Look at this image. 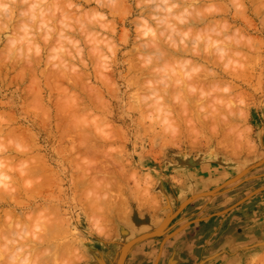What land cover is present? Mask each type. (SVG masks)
<instances>
[{"label":"clouds","instance_id":"9594fccd","mask_svg":"<svg viewBox=\"0 0 264 264\" xmlns=\"http://www.w3.org/2000/svg\"><path fill=\"white\" fill-rule=\"evenodd\" d=\"M253 109L264 0H0V264H88L146 159L253 155Z\"/></svg>","mask_w":264,"mask_h":264},{"label":"rangeland","instance_id":"374dc122","mask_svg":"<svg viewBox=\"0 0 264 264\" xmlns=\"http://www.w3.org/2000/svg\"><path fill=\"white\" fill-rule=\"evenodd\" d=\"M250 123L258 145L253 155L219 152L213 158L206 150L183 144L146 159L144 166L151 171L154 183L146 184L138 194H127L120 204L122 207L119 206L121 209L116 207L118 212L113 211L112 228L107 235L93 236L87 242L88 264H97L95 257L105 262L103 264H118L116 260L125 258L139 241L152 238L162 246L178 233L190 230V224L205 221L226 224L228 221L221 218L234 213L233 217H244L251 225L242 230L245 232H240L242 226H210L216 231L203 233L201 240L211 238L228 246L225 241H236L245 233L248 242L246 247H237V259L242 264H250L254 253H264V112L253 109ZM241 212L246 215L241 216ZM235 228L239 231L236 237L232 235ZM137 238L140 239L135 240ZM242 241L239 239L236 244ZM243 253L245 255L240 257Z\"/></svg>","mask_w":264,"mask_h":264},{"label":"crops","instance_id":"0c3cea01","mask_svg":"<svg viewBox=\"0 0 264 264\" xmlns=\"http://www.w3.org/2000/svg\"><path fill=\"white\" fill-rule=\"evenodd\" d=\"M234 214L221 218L228 221L226 224L217 222H214V224L206 221L190 224L192 226L190 230L178 233L173 238L168 239L162 246L152 238L139 241L129 249L122 264H242L243 262L237 259L235 251H237L238 246H245L243 242H248L247 237L245 238V233L243 238L241 237L242 234L239 236V239L243 240L242 244H236L239 239L236 241H225L228 246L211 238L201 240L203 233H214L216 231L212 227L209 228L210 226H242L243 229L240 232H245H242V230L251 225L246 218H236L233 217ZM243 214L245 213L241 212V216ZM238 232L237 228H235L232 235L236 237ZM238 242L240 243V241ZM244 255L243 253L240 257Z\"/></svg>","mask_w":264,"mask_h":264},{"label":"bare ground","instance_id":"6f19581e","mask_svg":"<svg viewBox=\"0 0 264 264\" xmlns=\"http://www.w3.org/2000/svg\"><path fill=\"white\" fill-rule=\"evenodd\" d=\"M193 158H194V157H193ZM187 161H188V160H187ZM180 163H181V162H180ZM242 163H243V162H242ZM251 167H252V166H251ZM190 172H191V171H190ZM190 172H189V173H190ZM185 176H186V175H185ZM189 179H190V178H189ZM189 179H188V180H189ZM190 182H191V181H190ZM231 182H232V181H231ZM225 184H226V183H225ZM189 188H190V187H189ZM143 189H144V188H143ZM216 189H217V188H216ZM210 192H211V191H210ZM137 194H138V193H137ZM174 194H175V193H174ZM166 195H167V194H166ZM180 195H181V194H180ZM144 196H145V195H144ZM178 196H179V195H178ZM150 198H151V197H150ZM150 198H149V199H150ZM195 198H196V197H195ZM189 199H190V198H189ZM172 201H173V200H172ZM174 201H175V200H174ZM121 202H123V201H121ZM121 202L119 203V205L117 204V206H116V207H118L119 209H121L120 207H122V206L120 205ZM125 202H126V201H125ZM125 202H124V203H125ZM145 202H146V201H145ZM185 202H186V201H185ZM191 202H192V201H191ZM124 203H122V205H123ZM154 203H155V201H153V204H154ZM168 203H169V202H168ZM177 203H178V202H177ZM205 203H206V202H205ZM179 205H180V204H179ZM119 206H120V207H119ZM124 206L126 207V206H127V203H125ZM116 207H115V208H116ZM118 208H117V209H118ZM114 210H115L116 213L118 212V210H116V209H114ZM122 210H124V209H122ZM193 210H194V209H193ZM119 211H120V210H119ZM187 211H188V210H187ZM191 211H192V210H191ZM194 211H195V210H194ZM119 213H121V212H119ZM170 213H171V212H170ZM186 213H187V212H186ZM188 213H189V212H188ZM189 214H190V213H189ZM130 215H131V214H130ZM139 216H140V215H139ZM169 217L171 218V215H170ZM184 217H185V216H184ZM136 219H137V218H136ZM137 220H138V221H141V220H139V219H137ZM164 220H165V219H164ZM138 221H137V223H138ZM192 221H193V220H192ZM145 222H147V221H145ZM165 222H168V220H167V221L165 220ZM162 223H163V222H162ZM185 223H186V222H185ZM113 225H114V224H113ZM167 226H168V225H167ZM182 226H183V225H182ZM110 227H111V226H110ZM115 227H116V225H115ZM111 228H112V227H111ZM109 230H110V229H109ZM131 230H132V229H131ZM129 231H130V230H129ZM174 231H175V230H174ZM124 232H125V231H124ZM171 232H172V231H171ZM125 233H126V232H125ZM165 235H166V234H165ZM167 236H168V235H167ZM151 237H152V236H151ZM162 238H163V237H162ZM130 239H131V238H130ZM163 240H164V239H163ZM121 242H122V241H121ZM261 243H262V242H261ZM244 244H245V243H244ZM122 247H124V246H122ZM124 248H125V247H124ZM237 250H238V249H237ZM124 251H125V250H124ZM124 251H123V252H124ZM91 252H92V251H91ZM117 252H118V251H117ZM97 253H98V252H97ZM93 255H94V254H93ZM123 255H124V254H123ZM117 256H118V255H117ZM123 257H124V256H123ZM123 257H122V258H123ZM234 257H235V256H234ZM95 258H96L95 260H96V263H97V264H103V263H105V262H102L101 259H100L99 257H95ZM122 258L120 259V261H119V260H116V261H118V264H120ZM123 259H125V258H123Z\"/></svg>","mask_w":264,"mask_h":264},{"label":"water","instance_id":"95a60500","mask_svg":"<svg viewBox=\"0 0 264 264\" xmlns=\"http://www.w3.org/2000/svg\"><path fill=\"white\" fill-rule=\"evenodd\" d=\"M150 235H152V234H149L148 236H150ZM143 237H145V236H143ZM143 237H140V238H143ZM140 238H137V239H135V240H138V239H140ZM135 240H134V241H135Z\"/></svg>","mask_w":264,"mask_h":264}]
</instances>
